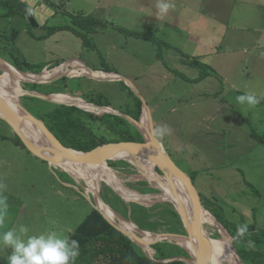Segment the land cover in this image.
<instances>
[{"label": "rangeland", "instance_id": "obj_1", "mask_svg": "<svg viewBox=\"0 0 264 264\" xmlns=\"http://www.w3.org/2000/svg\"><path fill=\"white\" fill-rule=\"evenodd\" d=\"M36 1L41 5L45 3L44 0ZM47 1L56 14L50 17L46 24L33 25L24 14L0 18V61L5 60L4 62L13 67L35 72L44 64L46 66L43 71H50L66 63H77L86 69L88 66L91 69L113 70L131 81L148 105L152 103L148 91L153 95L154 93L159 95L158 99L164 91L171 92L162 98L165 101L161 104V109L153 113L156 121L164 116L166 118L164 126L169 129L163 137L155 135L158 142L160 145L161 141L164 143L174 163L191 177L205 203L210 204L214 214L235 236L236 240H232L237 252L242 256L251 250L264 253V245L256 247L246 243L244 237H237V228L243 224L248 225V232L251 228H257L256 236L264 233V95L257 97L260 103L255 106L240 104L237 101L238 96L251 94L249 92H254L260 87L249 82H246L245 86L239 78L245 77L246 81L250 78V73L261 71L260 64L264 63V0H171L172 7L163 17L157 15L155 7L157 0ZM185 6L194 9L195 12L187 10ZM32 8L29 6V9ZM34 9L32 10L35 13ZM88 17L95 19L98 24L85 31L78 22ZM213 17L219 22L230 21L232 24L243 26L245 30L228 28L219 30L217 35H213L210 30L199 31L204 35L202 44L197 48L198 52L193 49L191 52L203 54L205 60L181 52L165 38L168 36L178 44H183L184 41L180 40L183 38V31L189 32L194 22L211 23ZM178 23H183L187 27L179 28ZM52 30L55 31L51 32ZM76 30L82 32L83 36H78ZM126 31L146 33L150 38H138L128 35ZM233 38L244 39L251 44L258 39L262 41L256 47L247 45L246 50L243 47L229 49L228 44ZM203 64L210 65L208 70L204 69ZM69 68L77 75L70 76L61 72L57 73L55 78L60 79L58 81L38 83L22 80L19 81L18 87L22 91L24 89L30 91L29 84H46L38 87L36 92L49 94L53 91H62L73 94L64 95L79 97L76 99L87 105H90L87 102L94 100L102 104L110 103L120 111H123L130 102L131 99L122 90V84L119 85V82L93 79V75L117 79L119 78L117 74L89 71L92 73L89 76L80 73L77 65H70ZM210 68L213 72L216 70L214 72L216 76H211L199 84L172 78L174 72L181 73L187 78L195 74L198 76L207 72L210 74ZM30 71L26 74H34ZM221 74H228L233 78L231 83L238 89L225 82ZM1 75L3 71L0 69ZM259 82L262 87L264 79ZM201 87L203 92H214L215 97L230 98L231 106H224L215 113L203 109L199 104L193 106L192 104L196 102V92H200ZM259 93L262 91L259 90ZM24 97L26 96L21 94L18 98L19 104L23 106ZM52 102L51 104L55 105L61 104ZM28 104L39 115L46 110L45 107H37L39 105L32 102ZM184 105H187L185 109ZM172 107H180L179 112L169 113V108ZM80 108L97 116H101L103 110L95 107L96 109L91 112L86 108ZM39 115L34 116L41 119ZM161 126H154V129ZM141 156L129 157L130 163L137 167L128 163L130 166L127 167L120 166L119 169L113 167L114 173L116 172L124 187L135 193L157 192L156 188L162 189V184L154 178L149 179L154 174L158 175L155 170L157 164L150 154L143 152ZM32 157V154L14 139V132L9 125L0 119V184L5 186L4 195L8 202L7 219L0 231L16 228L19 234V227L24 225L29 230L28 235L39 234L51 229V223L48 222L50 213L53 216L60 214L58 219H63L62 214L68 216L72 211L70 204L54 201L57 199L53 194L48 196L50 188L55 187L56 183L59 184L58 177L69 180L67 175L60 173L61 171L73 177L76 187L94 203V190H91L84 179L74 171L52 167L58 173L55 175L40 166ZM122 168L126 169L129 178L120 173ZM84 174L89 179V175ZM159 176L165 177L162 174ZM99 188L101 195L107 196L109 192L112 194L111 204L118 210L114 211L108 205L113 212L132 222L129 217H124L119 212L127 213L128 210L130 216L132 210L130 204L133 202L124 201L127 205L125 206L104 179ZM49 198L52 201H48ZM128 200L142 201V205H139L147 208L172 204L167 201L168 199L152 203L135 198ZM54 204L57 206H53ZM23 208L24 211H21ZM151 212L146 215L138 211L137 217L141 218L144 227L140 228L133 223L139 230L153 235L171 233L169 230L173 228L169 214L164 209ZM56 217H52L51 220ZM202 219L205 231L209 235L218 237L220 234L222 237L217 223ZM158 244L166 260L190 258L188 252V256H181L182 250L185 249L174 242L164 240ZM142 250L147 255L150 254ZM11 251L10 248H0V264H7V256ZM243 261L244 264H256L251 259L244 258Z\"/></svg>", "mask_w": 264, "mask_h": 264}, {"label": "trees", "instance_id": "obj_2", "mask_svg": "<svg viewBox=\"0 0 264 264\" xmlns=\"http://www.w3.org/2000/svg\"><path fill=\"white\" fill-rule=\"evenodd\" d=\"M19 1L20 0H0V18H11L13 16L19 15V13L16 12V7ZM44 1L46 2L47 0ZM46 3L49 2L47 1ZM97 24V21L90 17L81 21L79 20L78 22V25L81 27V29L85 31H87V29H89L91 26H96ZM91 30H93V28H91ZM53 31L55 30H52L51 32ZM75 33L78 36H83V33L78 30H76ZM126 33L138 38H150V36L146 33L132 31H126ZM44 66L45 65H42L41 69L37 72L22 70L15 66L14 67L20 71H30V73L39 74L43 71ZM202 66L206 70L209 68V66L206 64H203ZM100 71H104L106 73H116V71L109 69ZM207 75H209V72L203 75L201 74L197 80L203 79ZM120 84H122V90L127 93L128 98L131 100L128 103L126 102L127 104L125 103L126 108H122L123 111H119L139 121L143 111L142 101L124 82H119V85ZM44 85L46 84H29L28 87L33 91H38V87ZM52 93L70 94L62 91H53L49 94ZM29 102L39 105L37 107H45L46 110L41 115H39L34 111V109L31 108V106L28 104ZM89 103L105 107L111 106L110 103L102 104L95 102L94 100L89 101ZM24 107L31 111L34 115H39L38 117H41L42 121L52 132V134L67 148L80 151H91L99 146H102L103 144L108 143L144 142V137L140 131L137 130L128 120L118 115L104 114L102 116H97L75 106L49 104L47 102L30 97H24ZM114 109L118 110L117 108ZM14 139L20 146H22L18 137ZM128 165L129 164L126 162L111 164L112 167L117 169L120 166ZM158 172L162 174L160 171ZM102 199L114 211L118 212V210L112 206L111 201L107 197L102 195ZM121 202L127 206L124 201ZM203 203L205 208L216 217V219L228 231L231 238L235 241V236L229 231L223 221L214 214L210 208V204H206L204 200ZM130 206L132 207L130 216H128V210L127 213H119H121L124 217H129L131 221L140 228H143L144 224L142 223L141 218L137 217L138 211L148 215L149 213H152L151 211L164 209L169 214L172 223L173 229L169 231L171 233L185 231L179 214L176 212L174 206L170 203L156 205L152 208H147L136 203H132ZM256 229L257 228H251V231L248 232L249 236L247 237L245 234L243 239L246 241V243L257 247L259 245H264V233L256 236ZM70 238L78 240L80 244V255L75 261V264H162L153 262L137 244L133 243L128 237L115 229L103 217V215L94 208H92L90 215L87 216V218L76 228ZM152 248L156 251L154 256L155 260L162 261L167 259L164 257L160 244H155L152 246ZM182 255L188 256L187 252L184 250L181 252V256ZM239 255L242 260H244V258L251 259L256 264H264V253L251 250L246 254L243 253V256L241 254ZM166 264L186 263L175 261Z\"/></svg>", "mask_w": 264, "mask_h": 264}, {"label": "water", "instance_id": "obj_3", "mask_svg": "<svg viewBox=\"0 0 264 264\" xmlns=\"http://www.w3.org/2000/svg\"><path fill=\"white\" fill-rule=\"evenodd\" d=\"M29 6H30V0H20L17 4L16 12L19 14H24L33 25L37 26L38 24L36 22L35 17L28 11ZM87 69L93 73L95 72L91 68H89L88 66H87ZM20 72L25 73V74L27 73L24 71H20ZM118 76H119V78H117V79L108 78V77L107 78L93 77V79L98 80V81H102V82H110V81L124 82L128 87L131 88V90L135 93V95L142 101V103H143L142 114L144 112V107H146L148 109V111L151 114L152 125H154L151 109H150L149 105L147 104V102L145 101L142 94L139 92V90L136 88V86L131 81H129L128 79L124 78L121 75H118ZM58 80H60V79H53L49 83H52V82H55ZM54 94H43V93H39L36 91H31V90L29 91V90L24 89L23 96L35 98V99L42 100L45 102L53 103L51 100V96H53ZM73 97L79 98V97H75V96H73ZM87 103L92 105V106H95L97 108H100V109H109V110H106L104 113H102L101 116L104 114L118 115V116L123 117L126 120H128L137 130H139L138 127L140 125L142 115H141L140 120L137 121L133 117H131L127 114L120 113V112L112 109L111 107L99 106V105L89 103V102H87ZM59 105L78 107L75 104H59ZM22 108L25 111L24 116H21L20 114L16 113L0 97V119L5 121L9 125V127L12 129V131L14 132V138L18 137L21 141L22 146L26 150H28V152H30L34 157H36V158L42 160L43 162L47 163L51 167H54L55 169H58V166L71 164V163L95 164V163L103 162L104 164H106V167L113 170V167L111 166V164L126 162V163L133 165L132 163H130L129 157L139 156V155L143 154V152L150 154L155 159V161L157 163L155 170L158 173V175H160V173L158 172V171H160L162 173V176H165V177L174 176L175 178L179 179L180 181H182L184 183V185L187 187V189L190 193L192 203H193V208H194L193 213L191 211H189L185 207L184 203H182V201H180L179 199L174 200L173 198H170L172 200V204H173L176 212L180 216V219L183 223L185 233L157 234V235H155L154 241L150 242V241L145 240L143 237H141V235L134 233L130 230L122 228L117 222L112 221L109 217H107V215L100 209L99 203H100V201H103L102 196H101V192H100V188L98 189L97 194L93 193V196H94L93 207H94V209L99 211L103 215V217L115 229H117L123 235L128 237L133 243L137 244L140 248L145 250L146 245L150 246L152 253L149 254L148 256L155 263L166 264V263H171V262H175V261H181V262L188 264L189 261L192 260L191 259L192 257L187 250H185V251L188 252L190 258L179 257V258L172 259V260L157 261L154 258L156 252L152 248L153 245L158 244L164 240H171V239H176V238H186L189 240V243L195 252V255L199 261V264H211L207 255H206V249H205L206 231H205V225H204V221L202 219L201 213L207 209L205 208V205L203 203L202 196L199 193V191L197 190V188L195 187L191 177L188 176L184 171H182L174 163V161L169 156L167 151L160 145V143L158 142V140L154 134L152 136V141L154 143H150L146 140V138H144L143 143H139V142L108 143V144H103L102 146H99V147H97L91 151H80V150H75L72 148L65 147L52 134V132L47 128V126L42 121V119H39V118L35 117L34 115H32L23 105H22ZM78 108H80V107H78ZM80 109H82V108H80ZM82 110H84V109H82ZM84 111H87V110H84ZM24 119L28 120L33 125L40 127L42 132H44L46 139L51 144L50 145L44 144L41 146L40 145L37 146V145L33 144L32 141L28 138L23 126L21 125L20 120H24ZM153 130H154V126H153ZM53 143H55L58 146V148L54 147ZM133 166H136V165H133ZM109 186L122 200H124V201L127 200V198H125L123 196V194L120 190L114 188L112 185H109ZM126 189H128V188H126ZM156 189H157V192H154V193H149V194H140L138 192L137 193L139 194V196L141 197L142 200L149 199V200L158 202L159 200L166 198L167 194L164 191H162V189H158V188H156ZM128 190H130V189H128ZM130 191H133V190H130ZM131 201L133 203H138V204L142 205V203H140L139 201H135V200H131ZM238 256H239L241 262H243L239 253H238Z\"/></svg>", "mask_w": 264, "mask_h": 264}, {"label": "bare ground", "instance_id": "obj_4", "mask_svg": "<svg viewBox=\"0 0 264 264\" xmlns=\"http://www.w3.org/2000/svg\"><path fill=\"white\" fill-rule=\"evenodd\" d=\"M70 65H73V66L77 65L80 68V73L82 74L85 73L89 76H91L92 74L91 72H89V70L85 69L84 67L80 66L77 63H66L64 65L62 64V66L58 68H54L53 70H50V71L45 70L41 74H24L18 71L17 69H15L9 63L0 61V69L3 71V75L0 76V97L16 113L20 114L21 116H24L25 111L22 108V105L19 104V101H18V98L20 97V95L21 94L23 95L24 93V91H22L18 87L19 81L24 80V81H29V82L34 81L38 83H47L55 79L57 76V73L63 72L64 74L70 75V76L74 74L77 75V73H74L73 70H70L71 68L68 69ZM93 77H98V75H93ZM99 78H106V77H99ZM51 100L56 101L61 104H75L79 107H83L88 110H91V112L96 109L93 106L85 104L80 99H76V98H73V97H70L64 94L53 95L51 96ZM106 110H109V109H103L102 113L105 112ZM20 122L28 138L32 141L33 144L37 146L38 145L41 146L44 144H48V145L51 144L46 139V136L44 135V132H42L40 127L33 125L31 122H29L26 119L20 120ZM150 125H151L152 130H150ZM153 126L154 125H152L151 114L148 111V109L144 107V112L142 114L141 122L138 128L142 132L146 140L150 143H154L152 141V136L154 133ZM53 146L58 148V146L55 143H53ZM138 157L141 158L142 156L139 155ZM152 159L155 161L153 157ZM100 163H95V164L71 163V164L61 165L58 167H61L66 171L68 170L74 171L76 175L84 179V181L88 184V187L91 190H94L95 192L94 194H97L100 183L104 179L109 185H112L114 188L120 190L123 196L127 198L126 201H131V200H128V198L141 199L138 193L130 191L126 189V187L123 186L122 181L118 178V176L114 173V171H112V169H109L108 167H106V164H104L103 162H100ZM84 173H87L89 175V179L85 177L86 175ZM153 178L158 180V182L162 184V187H161L162 191L165 190L164 192L167 194L166 198H163L159 201H163V200L165 201L168 199L167 201L172 203V200L170 198H173L174 200L179 199L180 201H182V203H184L185 207L189 211H191L192 213L194 212L190 193L182 181L175 178L174 176L161 177L157 174H154L153 176L149 177V179L151 180ZM144 201L152 203V200H149V199H146ZM139 202L143 203L142 201H139ZM154 203L155 202H153V204ZM99 207L107 215V217H109L112 221L117 222L122 228L141 235V237H143L147 241H150V242L154 241L155 235H153L152 233H146L144 231L139 230V228L133 222H129L123 217H121L120 215L113 212V210L103 201H100ZM201 216L202 218L208 219V222L210 221V222L217 223L214 217L206 210H204L201 213ZM224 236L225 237L223 240L216 242L213 239H211L208 236V234H206L205 249H206V255L210 263L211 264H242L234 248L232 238H230L227 234ZM168 241L174 242L177 245L184 247L191 254L192 260L189 261L188 264H199V261L188 239L176 238V239H171ZM147 248L150 249L151 252L149 253L151 254L152 253L151 247L146 245L145 246L146 251H147Z\"/></svg>", "mask_w": 264, "mask_h": 264}, {"label": "crops", "instance_id": "obj_5", "mask_svg": "<svg viewBox=\"0 0 264 264\" xmlns=\"http://www.w3.org/2000/svg\"><path fill=\"white\" fill-rule=\"evenodd\" d=\"M30 4H31L30 6L33 7L32 9L35 8L34 9L35 13H34V11L32 9H28V11L33 16H35V19H36V22H37L38 25L46 24L47 20L50 17H52V16H54L56 14V12L46 2L43 3V5H41V4L37 3L36 0H30ZM185 8L187 10L191 11V12H195V10L192 9V8H189L187 6H185ZM36 12H38L39 14L36 13ZM178 26H179V28H183V29L187 27V26H184L183 23H178ZM228 28L231 29V30H238V29L239 30H245V27H243V26H238V25L232 24L230 21L229 22H219L218 20H216L213 17V18H211V23L202 24L200 22H198V23L194 22L192 24L189 32L187 30L183 31V38H180V40L184 41L183 44H178V42H176L175 40H172L171 38H168V36H165V38L168 41H170L174 45V47L179 48V50L181 52H183L185 54H188L190 56L199 57L202 60H205V58H203V54L200 55L199 53L191 52V49H193V51H197V48L200 47V45L202 44V40L204 38V35L201 34L199 31H201V30L209 31L210 30L213 35L214 34L217 35L219 30L228 29ZM192 36H194L195 39ZM261 41L262 40L258 39L256 41H254L253 44H251L249 41L247 42L244 39L233 38L231 40V43L228 44V47H230L229 49H235L237 47H243L244 50H246L245 47L247 45L256 47V45L260 44ZM187 42H189V43L186 44ZM210 51H209V53H210ZM209 53H206V55H208ZM178 54L181 56V54L179 52H178ZM82 64L86 66V64L84 62H82ZM50 65H51V62L49 63V66ZM208 66L210 67V65H208ZM260 69H261V71H259V72L255 71L253 73H250V75H249L250 78L246 79V81L244 80L245 77L239 78L241 81H243L245 86H247L246 82L247 83L248 82L252 83L253 85H260V87H257L254 90V92H249L251 94H254L256 97H261L260 95H264V85L261 87V84L259 82L262 78L264 79V63L260 64ZM92 70L93 71L97 70V71H99V73L104 72V71H100L102 69H92ZM216 70L218 71L217 67H216ZM216 70L214 72H216ZM97 71H95V72H97ZM214 72H213V69L211 70V68H210V74L206 78H203V79H200V80H197L199 76L196 75V74L195 75H191L192 77H188L187 78L185 75H183L181 73H178V72H174V76H172V78H180L183 81H187V82L190 81V83H192V84H199L200 82H203L204 80H207L211 76H216ZM213 73H214V75H213ZM114 74L120 75V74L115 73V72H114ZM221 77H224L225 78V82H228V83H231V79H233V78H230V76H228V74H224V75L221 74ZM236 81H237V79H236ZM110 82H118V81H110ZM231 86L235 87L234 89H238V87H236L235 84H233V83H231ZM259 90L262 91L261 94L259 93ZM199 91L200 92H196V98H195L196 102L192 104L193 106L199 104V105H201L203 107V109L214 111V113L215 112H219V109H221L224 106H231L230 105V102H231L230 98H220L218 96L215 97L214 92H211V93L210 92H203L202 91V87L200 88ZM170 93L171 92L164 91V93L160 96V99H158L157 96H159V95H156V93H154V95H153V94L149 93V91H148V96L152 100V103L149 105V107L151 109V112H152V116H153V113L157 109H161V107H162L161 104L165 101V99H162V98H164V96H167L168 94L170 95ZM208 93H209V95H208ZM169 97L171 98V96H169ZM186 106L187 105H184V109L186 108ZM111 108L114 109L113 107H111ZM179 109H180V107H178V108H176V107L169 108V113H173V114L178 113ZM114 110H116V109H114ZM116 111L120 112L119 110H116ZM153 121H154V126L163 125V127H164V123L166 122V118L163 116V118H160L159 121H156L154 119V116H153ZM257 135H259V134H257ZM161 145L166 150V148L164 146V143L162 141H161ZM32 158L34 160H37V162H39L40 166L45 167V169L48 172L53 173L55 175L56 174L58 175V173H56L55 169H53L47 163L43 162L42 160H40V159H38V158H36L34 156ZM125 170H126L125 168H122V170L120 169V171H121L120 173L122 175H124L125 177L129 178L130 175L128 173H126ZM60 173H62L64 175H67L69 180L60 179L58 177L57 180L60 181L59 184L56 183L57 185H55V187L52 186L50 188V192L48 193V196L53 194L55 196V198L57 199V200H54V201H61L62 203H65L66 205L70 204V207L72 208V211L69 213L68 216H66L65 214H62L63 219H58V217H60L58 215H60V214H56V215L53 216L50 213V215L48 217L49 218L48 222L51 223V229L50 230H55L57 232L63 233L65 235H67L68 237H70L73 234V232L76 230V228L87 218V216L90 215V213L92 212V208H94V207H93V203H92L90 197H87L83 192H81V190L79 188L76 187V185H75V183L73 181L74 178L71 177L66 172L61 171ZM79 186L84 189V187L81 184H79ZM86 192H87V190H86ZM106 195L107 196H105V197H107L110 201H112V198H111L112 194L109 192ZM48 201H52V200L49 198ZM120 201H124V200L120 199ZM53 206H57V205L54 204ZM21 211H24V208ZM209 213L216 220L217 227L218 228L220 227L219 230L222 233V237H221L220 234H219L218 237H213V236L209 235L208 232H206V234L211 236V238L216 240V241L223 240L224 237H225L224 235H226V234L231 238V236L229 235L228 231H226V229L223 227V225L219 223V221L216 219V217L210 211H209ZM52 217H56V218L52 221L51 220ZM50 230L48 229V231H50ZM232 242H233V240H232ZM233 244H234V242H233ZM182 248H184V247H182ZM234 248H235V245H234ZM147 251L150 252L148 249H147ZM236 252H237V250H236Z\"/></svg>", "mask_w": 264, "mask_h": 264}, {"label": "clouds", "instance_id": "obj_6", "mask_svg": "<svg viewBox=\"0 0 264 264\" xmlns=\"http://www.w3.org/2000/svg\"><path fill=\"white\" fill-rule=\"evenodd\" d=\"M157 15L166 16L172 7L171 0H157L155 5ZM240 104L255 106L260 103L254 94H244L237 97ZM169 129L158 127L154 135L163 137ZM5 186L0 184V228H3L7 219L8 202L4 195ZM28 228L24 225L0 231V248L12 249L7 256V264H75L80 255V244L76 239L50 230L39 234L28 235ZM248 232V225L243 224L237 228V237H243Z\"/></svg>", "mask_w": 264, "mask_h": 264}]
</instances>
